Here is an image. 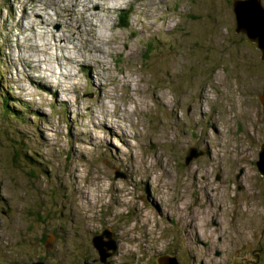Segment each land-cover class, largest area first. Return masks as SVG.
<instances>
[{
    "label": "rangeland",
    "instance_id": "374dc122",
    "mask_svg": "<svg viewBox=\"0 0 264 264\" xmlns=\"http://www.w3.org/2000/svg\"><path fill=\"white\" fill-rule=\"evenodd\" d=\"M232 1L0 0V264H264V61Z\"/></svg>",
    "mask_w": 264,
    "mask_h": 264
},
{
    "label": "water",
    "instance_id": "95a60500",
    "mask_svg": "<svg viewBox=\"0 0 264 264\" xmlns=\"http://www.w3.org/2000/svg\"><path fill=\"white\" fill-rule=\"evenodd\" d=\"M232 7L236 19V32L243 34L248 40L255 42L257 48L261 50V59L264 61V4L262 0H233ZM260 156L257 160V167L262 176H264V141L261 143ZM201 150L196 147H191L186 162L189 163L192 159L198 157ZM111 236V233L104 231L97 235L94 239V244L98 247L102 254L101 260L104 262L109 253L104 248V244L109 240L105 237ZM99 240V241H98ZM113 242V240H110ZM115 242V241H114ZM50 245L47 243V248ZM250 256H236L232 264H248L251 262ZM159 264H182L177 260L176 256H162L157 258ZM30 264H46L42 259L31 262ZM126 264V263H125Z\"/></svg>",
    "mask_w": 264,
    "mask_h": 264
},
{
    "label": "trees",
    "instance_id": "16d2710c",
    "mask_svg": "<svg viewBox=\"0 0 264 264\" xmlns=\"http://www.w3.org/2000/svg\"><path fill=\"white\" fill-rule=\"evenodd\" d=\"M125 12V11H124ZM125 26V25H124ZM4 105H5V107H4V109L5 110H7V109H9V106H8V99H5V101H4ZM22 111L23 110H15V114H17V115H19V114H22ZM47 239V237L46 236H44V239L43 240H46ZM47 244V243H46ZM41 258V257H40Z\"/></svg>",
    "mask_w": 264,
    "mask_h": 264
},
{
    "label": "bare ground",
    "instance_id": "6f19581e",
    "mask_svg": "<svg viewBox=\"0 0 264 264\" xmlns=\"http://www.w3.org/2000/svg\"><path fill=\"white\" fill-rule=\"evenodd\" d=\"M86 18V20H88V18H87V16L85 17ZM90 19V18H89ZM96 27V25H94V28ZM87 31V30H86ZM95 31H96V29H95ZM86 39V38H85ZM95 42V41H94ZM94 42H92V44H94ZM193 220H191L190 221V223L192 222ZM195 226H197V224H194Z\"/></svg>",
    "mask_w": 264,
    "mask_h": 264
},
{
    "label": "flooded vegetation",
    "instance_id": "af4514ba",
    "mask_svg": "<svg viewBox=\"0 0 264 264\" xmlns=\"http://www.w3.org/2000/svg\"><path fill=\"white\" fill-rule=\"evenodd\" d=\"M102 233H103V232L101 231L99 234H102ZM99 234H98V235H99ZM46 249H49V248L46 247ZM116 253H117V252H116ZM38 260H39V259H38ZM84 262H85V261H84ZM25 264H27V263H25Z\"/></svg>",
    "mask_w": 264,
    "mask_h": 264
}]
</instances>
